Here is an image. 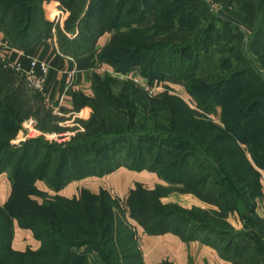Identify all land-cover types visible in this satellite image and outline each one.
<instances>
[{"label":"trees","instance_id":"trees-1","mask_svg":"<svg viewBox=\"0 0 264 264\" xmlns=\"http://www.w3.org/2000/svg\"><path fill=\"white\" fill-rule=\"evenodd\" d=\"M48 1L0 0V28L10 46L25 51L49 36L51 31L49 30L51 26L49 20L56 15L51 14L48 16L49 20L45 18L44 21L43 17L46 13H43V5ZM82 4L84 6L82 5L81 9L78 6L72 14V18L69 19L71 25H75L76 31L66 28L61 33L62 42L69 43L66 45L69 47H66L59 42V52L62 55L78 57L87 54L96 48L99 36L114 31L106 46L102 48L103 52L96 56L97 62L105 63L118 72H127L131 67L139 65L142 75L150 79L162 78L165 73H169L179 80L183 79L185 90L194 96L193 88L187 79L193 78L194 72L199 67L201 60L198 53L195 52L194 62L191 65L182 66L180 64L178 66L180 70L175 72L172 70L173 64L165 61L167 57L164 58L165 60L161 59L165 55L162 54L165 53V49L146 44L149 37L146 32L156 27L152 26L146 30L135 27L144 21L148 13L154 16L155 20H159L160 15H162L161 20H170L176 17L175 15H178L179 11L188 12L182 1L175 6L173 5L175 3L171 4L168 0H92L88 8L87 3ZM69 9L71 10L70 5ZM68 32L76 36L69 37ZM191 43L193 45L188 44L180 48H169L172 45L168 44V47L165 46L169 48L166 50H171L168 51L171 54L168 58L174 59L181 50L191 49L199 44L200 40L197 38ZM250 45L258 46L259 50L262 48L264 51V11L261 20L257 21L255 32L250 37ZM148 51L151 53L149 57H147ZM174 52L175 54H173ZM91 79L92 97L77 96L76 101H93L92 103L97 102L95 103L97 106L106 104L112 112L123 113L124 118H128L126 129L108 132L103 129L105 125L101 124L99 127L101 132L97 135L82 134L63 146L54 143L44 144L43 140H31L23 143L19 148L10 149L9 140L0 137V174L8 168L11 169V176L9 175L8 179L11 182L10 193L5 204L0 205V264H142L135 230L130 228L128 222L117 221V225L112 224L113 218H117V215L107 209L105 202L116 207L119 201L110 196L106 190L100 189L98 194H92L87 189H83L78 199H69L57 194L48 196L36 185L37 181H43L48 184V188L58 192L69 182L83 179L86 176L99 177L120 166L132 171L155 172L165 182L179 186V188L157 186L154 189L146 190L137 185L129 192V196L125 200L129 216L146 234L161 235L172 232L183 240L199 238L201 241L214 245L223 254L228 255L231 260L237 257L241 259L248 250L246 246L237 242L241 234L234 232L225 221L227 210L224 207L219 206V209L225 214L223 223L225 226H229V233L228 229H219L217 224L204 219L200 220L195 217L196 215H193L194 210L200 213L202 209L193 207L190 209L191 214L186 213V216L192 217L194 220L192 222L166 210L165 206L167 207V205H177L163 206L161 197L167 196L172 190L190 193L199 199L205 196L202 193L199 194L201 189L199 187L203 185L204 180H207L209 173H205L199 179L193 175V172L196 163L200 161V153L209 151L217 135L226 133V142L232 146L229 153L235 152L234 159L241 158L244 167L241 168L242 170L239 166L234 169V159L230 158L227 153V156L224 157L225 168H227L225 176L232 186H237L236 188L241 194L240 199L236 201L241 209L240 212L253 210V196L261 194L260 179L262 175L260 171H264V150L256 149L252 145L248 146L252 144V140L254 143L256 140L264 143V124L257 123L259 120L255 118V107L264 102V97L259 99L254 95L249 97L248 101H241L240 112L244 111V118L234 124L230 119L224 120L226 128L223 131L225 130V132H222L221 128L213 126L204 116L201 122L207 127V133L213 132L211 135L213 137L207 139L209 141L205 143L204 140H198L200 135L198 131L202 130L201 124L197 122L199 113L189 109L182 99L165 94L157 102L160 103L159 107L164 109L165 114L162 116L166 115L168 123L163 127L162 123L157 125L155 121L152 131L139 132L140 135L137 136L140 142L138 151L130 159L128 154L118 156L116 146L107 149V146H110L107 144H115L119 140L126 139V133L132 135L134 117L133 114L126 115L125 113L134 108L137 102L129 101L128 93L124 94L122 100L117 101L116 95L105 87L106 82L112 83V79H106L105 82L98 74H94ZM257 79H259V75L254 69H238L232 72L231 76L209 85V88L217 87L222 92H228L231 87L244 82L246 83L241 84L244 89L246 87L260 88L256 84ZM202 108L211 111L213 107L203 105ZM179 113L185 116L187 121L177 125ZM189 115L191 117L188 121ZM0 116L1 120L3 115L0 113ZM258 127H262V129L260 130ZM0 129H2L1 124ZM256 130H259L260 138H253L252 133ZM149 139H155L156 146L152 148L145 145L146 147H144L142 142L149 141ZM101 143L107 144L95 148L99 147ZM144 150H148V153L145 154ZM196 150L199 151L196 152ZM107 151L110 153H106ZM258 151L260 153H257ZM82 153L103 156L102 159L94 156L95 160L90 162L86 158L89 156ZM72 154L74 155L71 158ZM76 155L83 156L76 157ZM147 156L151 160L147 161L149 158ZM215 158L217 159V157ZM219 165L223 168L220 161ZM250 175L254 179L248 180ZM20 180L26 181L28 184L23 195H20V190L16 185ZM33 195L43 198L42 205L32 198ZM21 198H24V203L20 201ZM206 199L210 204L219 205L218 200L214 201L208 195ZM216 213L213 211V214L216 215ZM218 214L216 216H219ZM15 225L32 232L33 237L40 242L38 249L16 251L11 248ZM245 226L247 228L255 226V229H260V225L253 218L246 220ZM228 235L229 238L226 237ZM92 253H96L98 258L92 259L89 255ZM238 264L243 263L239 262ZM252 264L260 263L253 260Z\"/></svg>","mask_w":264,"mask_h":264},{"label":"rangeland","instance_id":"rangeland-1","mask_svg":"<svg viewBox=\"0 0 264 264\" xmlns=\"http://www.w3.org/2000/svg\"><path fill=\"white\" fill-rule=\"evenodd\" d=\"M90 1L92 0H75L72 2L70 0H49L44 3L43 13H46L43 17L44 21L45 18L49 20L48 16L51 14L56 15L53 19L49 20L51 22L49 29L51 31L49 35L55 34L57 46L59 45V42L62 43L63 46L69 44L62 42L63 38L61 33L64 32L66 28L70 30L74 29L76 31L75 25H71L72 23H70L69 19L72 18V14L78 6L81 9V7L84 6L82 3L85 2L87 3L86 6L88 8ZM180 1H182V4L188 12L179 11L178 15L176 14V17L170 20H161L162 15H160L159 20H155L154 16H151L148 21H142L135 27L145 30L146 28H150L152 26L156 27L153 28V30L146 32V35L149 36L146 40V44L157 46L162 50L165 49V53L162 51V54L165 55H162L163 58L161 59L165 60L167 57V60L165 61L169 64H173L172 70L175 72L180 70L178 69L180 64L182 66L191 65L194 62L193 58H195V55L198 53V57L201 60L199 67H197V70L194 72L193 78L187 79V82L193 88L195 93L194 96H191L185 90L183 79L179 80L169 73H165L162 78L150 79L149 77L142 75L139 65L131 67L127 72H120L121 74H127L128 78L134 77L139 79L138 83L133 79L130 80L117 75L115 72L118 71H115L114 68H111L109 65L103 63L107 65L109 69L101 70L97 74L100 75L105 82L106 79L113 80L112 83L106 82V89L112 91V93L116 95L115 99L117 101L122 100L124 94L128 93L129 101H136L137 104L134 108H131L130 111L125 113L126 115L133 114L134 117V125L131 132L132 135L126 133V139L119 140L118 143H101L99 147L96 146L95 148H100L105 146V144L110 145L107 146V149L112 148V146H116L118 149V156H126V154H128L130 159H132L134 154L138 151V143L140 142L137 139V136L140 135L139 132L152 131L156 122L157 125L158 123H162L163 127H165L168 123L166 115L162 116L165 114L164 109L160 108V103L157 102L160 101L165 94H170L182 99L189 109L199 113V121L197 122L201 124L200 126L202 127V130L198 131L200 133L198 140H204L205 143L209 141L207 139L213 137L211 136L213 132L207 133V127L203 124V122H201L204 116L207 117L213 126H217L221 128L222 132H225V130L223 131V129L226 128L224 120L227 121L230 119L231 123L234 124L239 123L241 119L244 118V111L240 112L241 101H248L250 100L249 97H253L254 95V97L263 99L264 51H262V48L259 50L257 48L258 46H251L250 37L255 32L257 21L259 19L261 20L263 15L264 0H168L171 4L175 3L173 4L174 6L179 4ZM69 5L72 11L69 9ZM231 12L236 13L238 22ZM234 22H237L238 25L240 23V25L243 26L238 27ZM225 28L229 30V33H232V39L228 38L226 41L217 42V40H219L217 36H219L221 32H224ZM113 32H107L106 34L111 36ZM68 33L70 34L71 32ZM75 36L76 35L72 36L71 34L70 37ZM197 38L200 40L199 44L191 47L189 50H181L174 59L168 58V56L171 55L168 51L171 50L166 49L175 47L180 48L181 46L188 44L191 45V41ZM202 39L203 41H201ZM205 39H207V44L204 42ZM106 43L104 46H106ZM168 44L172 46H169ZM104 46L99 47L96 51L94 49L96 56L103 52L102 48ZM165 46H169V48H166ZM147 54V57H149L151 54L150 51H148ZM173 54H175V52ZM218 54L224 55L222 60L220 58L218 59ZM3 57L4 56L0 53V113L3 115V118L0 120V124L2 126V129H0V137L9 140L10 149L19 148L23 143L31 140H43L42 142L44 144L54 143L59 146H63L70 142L71 139H76L79 135L82 136V134L89 136L97 135L101 132V128L99 129L101 124L105 125L103 129H106L108 132L126 129L128 118H124L123 113L112 112L106 104H100L97 106V104H95L97 102L92 103L93 101H76L74 107L76 110H82L85 108L89 109L88 112L82 110L81 115L79 116L73 114L63 116L54 112L52 108L45 103L40 93L29 88L24 79L8 67L6 64L7 62ZM244 68L254 69L258 73L259 79L256 80V84L259 85L260 88L246 87L244 89L241 84L246 82L231 87L228 92H222L217 87L209 88V85H213L221 79L231 76L232 72L237 71L238 69L242 70ZM107 71H111L112 73ZM166 79L167 81L170 80L173 83H178L180 88L177 84H169L167 82L164 83ZM126 83H128V85H126ZM147 86L155 87L158 90L150 94L146 90ZM164 90L166 91L164 92ZM161 92H164V94ZM203 105L213 107V110H205L202 108ZM94 108L98 111H95ZM255 108V118L259 120L257 123L264 124V102ZM156 115L158 116L157 118L155 117ZM190 117L191 116L189 115L188 121ZM186 121L187 118L180 114L177 117L176 123L178 125L180 122ZM262 127H258V129L261 130ZM236 131H238V129H236ZM252 135L254 136L253 138H260L259 130L254 131ZM225 137L226 133L217 135L216 140L213 142L214 144L211 146L209 151L206 153L201 152L202 154L199 152L201 155L199 159L200 161L196 163L193 175L199 177L200 179L202 175L209 173L207 180H204L203 185H200L199 187V189L201 188L199 194L201 195L202 193L205 196L199 199L196 195L191 194L192 196H190V193H180L179 191L172 190L167 194V196L161 197V204L163 206L167 204H179V207L180 205L187 207L180 210L181 207H177L178 205H167V207L165 206V209L176 213L178 216L185 217V219L189 222L194 220L191 216H186V213L191 214L192 211L190 209L193 208L191 206L197 205L199 207L197 209L202 210L201 212L199 211L200 213L196 212L197 210H194L193 215H196L195 217L200 218V220L204 219L207 222L217 224V228L219 229H228L229 233V226H225L223 223V216L225 214L219 209V206H222L227 210V216L225 218V221L227 222L228 215L234 214L235 212L240 213L241 209L238 207L239 204L236 203V201L240 199L241 194L238 192L236 188L237 186H232L228 178L225 176L227 168H225L224 157L227 156V153L232 159L236 157L235 152L231 154L229 153L230 150H232V146L226 142ZM154 140L155 139H149V141L145 140L142 144L144 147L151 146L153 148L156 146V144H154ZM251 145L256 147V149H261V151L264 150V143L258 142V140H256L255 143L252 140V144L248 147ZM144 151L145 154L148 153V150ZM198 151L199 150H196V152ZM106 153L110 152L107 151ZM257 153L260 152L258 151ZM82 154L89 156L86 158L90 162L95 160L93 159L94 156H97V158L100 157V159H102L101 157L103 156L93 155L92 153ZM205 154L207 155V158ZM73 155L74 154H72L71 158ZM82 156L76 155V157ZM215 157H217V159ZM247 157L249 158L248 155ZM149 159L150 157L147 161H149ZM236 159H234L233 164L237 166L233 165V168L236 169V167L239 166L240 169H243V160L241 158ZM217 160L223 164V168H221L219 161ZM262 173L264 175V171H262ZM2 174L6 175L7 181L9 182L8 179L11 176V169L8 168ZM86 177L99 178L100 176ZM250 178L254 179L251 176L248 177V180ZM39 182L45 186V189H47L49 193L59 192H55L53 189L48 188V184L46 182ZM262 182L264 186V177ZM163 183L166 184L165 182ZM9 184L11 185V182H9ZM16 185L20 190V195H23L28 187L27 182L20 180ZM152 186L154 187L155 184L153 183ZM166 186L179 188V186L169 183H167ZM260 192L261 194L257 196H253L254 193L252 194L254 200L262 201V199H264V189L262 192L261 188ZM207 195L214 201L218 200L219 205L215 206L210 204L206 199ZM110 196L119 201V204L116 205V207H113L109 202H105L108 207L107 209H110L111 213L117 215V218H113L112 224L117 225V221L128 222L127 224L130 228L135 230L133 229L132 224L133 222L135 224L137 222L132 220L129 216L125 203V200L129 195L126 198H118V196L116 197L114 194ZM32 198H34L38 204L42 205L43 198L34 195ZM20 201L23 203L25 202L24 198H21ZM213 211L217 212L216 215L220 213L218 214L219 216L213 214ZM226 237L229 238V235ZM89 255L92 259L98 258L96 253Z\"/></svg>","mask_w":264,"mask_h":264},{"label":"crops","instance_id":"crops-1","mask_svg":"<svg viewBox=\"0 0 264 264\" xmlns=\"http://www.w3.org/2000/svg\"><path fill=\"white\" fill-rule=\"evenodd\" d=\"M199 7V6H198ZM238 22L236 13L231 12ZM238 15V14H237ZM152 15L148 13L144 22L148 21ZM238 27L243 25H238ZM242 24V23H241ZM222 30V29H221ZM225 28L224 32L219 34L217 42L232 39V33ZM70 37L71 34L67 33ZM73 36V35H72ZM110 38L108 34H103L97 38L95 51L104 46ZM91 52L80 55L78 57H70L62 55L57 46L55 34L49 35L46 39L41 40L32 45L28 50H20L10 46L4 32L0 28V53L6 61H19L24 66L27 65L29 58L38 57L47 60L51 68L47 75V84L41 97L52 110L60 115H81L82 110L89 111L88 108L76 110L75 102L77 96L92 97V76L101 70L109 69L107 65L97 62L96 53ZM224 57L223 54H218V59ZM177 84L172 81H164V83ZM177 88V87H176ZM178 88V89H179ZM166 90H164L165 92ZM164 92L162 94H164ZM80 118V117H79ZM260 185L262 192L264 189L262 179L264 177L262 171ZM155 172L142 170H130L124 166L116 168V170L97 177H85L79 181L68 183L58 193L50 192L45 189V186L39 181L36 183L38 189L48 194V196L59 195L64 198L73 199L79 198L80 191L87 189L92 194H98L100 189H104L118 198H126L130 191L137 185L143 189L151 190L157 186L167 188L168 182H165ZM155 184L153 187L152 184ZM170 184V183H169ZM10 193V184L7 181L6 175L0 174V205L5 204ZM192 196L191 194H189ZM177 204V203H176ZM179 206V204H177ZM181 208H184L180 205ZM199 208L197 205L191 206ZM189 207V208H191ZM187 208V207H185ZM253 210L235 212L228 215L227 223L241 237L237 240L238 243L246 246L247 252L241 259L238 257L231 260L228 255L223 254L214 245L206 243L203 240L191 239L183 240L178 235L168 232L161 235H148L136 223L133 222V229L137 235V242L140 250V262L142 264H252L256 260L260 264H264V199L254 200ZM251 218L257 221L260 229L247 228L246 220ZM14 236L11 243V248L18 251L27 249L35 250L40 246V242L33 237L29 230L21 229L17 225L14 226ZM101 264V263H100Z\"/></svg>","mask_w":264,"mask_h":264},{"label":"built area","instance_id":"built-area-1","mask_svg":"<svg viewBox=\"0 0 264 264\" xmlns=\"http://www.w3.org/2000/svg\"><path fill=\"white\" fill-rule=\"evenodd\" d=\"M8 67L16 72L18 75H20L24 81L27 83V86L31 89H33L35 92L43 93L47 84V75L51 68L50 63H48L47 60L40 59L38 57H32L29 58L27 65L24 66L19 61H6ZM109 73H112L111 71H107ZM117 75H120L123 78L126 79H133L135 82L139 83V79L134 77H127V74H121L120 72H115ZM146 90L152 94L154 91H157L158 89L152 86H147Z\"/></svg>","mask_w":264,"mask_h":264}]
</instances>
